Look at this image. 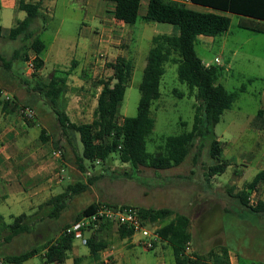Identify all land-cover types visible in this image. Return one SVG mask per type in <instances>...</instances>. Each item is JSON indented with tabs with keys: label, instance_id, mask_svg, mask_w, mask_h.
Returning a JSON list of instances; mask_svg holds the SVG:
<instances>
[{
	"label": "rangeland",
	"instance_id": "obj_1",
	"mask_svg": "<svg viewBox=\"0 0 264 264\" xmlns=\"http://www.w3.org/2000/svg\"><path fill=\"white\" fill-rule=\"evenodd\" d=\"M63 14L62 9L59 8L55 19L50 18L46 22L40 19V24L46 28L40 37L47 44L43 53L47 63L43 75L39 76L45 81H49L52 72L58 68L67 67L66 70H69L72 67L71 60L80 57L79 53L74 51L79 39V27H75L69 21H65L62 26ZM14 18V14L3 12L0 23L9 24L15 20ZM239 19L238 16H232L230 34L225 33L215 44H198L196 47L201 58L214 61L219 57L222 60L225 73L220 83L228 91L237 93L233 107L224 113L221 122L215 128L216 137L222 143V159L231 163L223 175L207 177L209 168L217 163L210 155V140L206 141L203 147H201L202 142L197 141L189 157L179 167L160 171L141 167L137 174H133L129 165L121 164L115 155L106 163H94V167L85 160L84 166L88 168L83 171L76 163L73 153L67 151V170L69 174H73L74 182L89 183L92 178L94 183L90 184L85 193L70 198L59 220L46 219V222L35 226L33 233L15 237L9 243L4 241V235H7L4 233L0 236V253L8 251L12 254H20L43 244L48 239L55 240L64 227L76 220L83 208L97 202L158 210L171 209L188 215L191 218L192 237L200 253L225 247L239 256L241 264H262L264 228L258 224V218L256 219L252 212L243 210L237 197L245 188V184L252 181L261 170L259 144H264V138L261 132L257 131V122L261 109V95L264 91V34L240 29ZM156 25L158 28L172 27L169 24ZM130 27L137 37L136 48L139 55L134 61L133 78L120 108V123L123 122V118L135 117L138 113L141 99L140 85L149 50L152 47L149 38L157 30L154 24L145 28L146 22L141 17L137 24ZM8 40L0 42V52L6 59L11 58L15 51L22 48L19 41ZM165 69L160 87L161 98L151 109V115L155 119V129L147 146L150 153L157 152L158 147L164 145V138L181 134L184 131L181 123H188L187 131L191 130L193 124L196 100L188 96L189 87L179 80L178 64L168 63ZM26 71L27 63L24 61H15L10 70L0 60V79L6 86L13 84L14 87L24 90V101L27 104L22 106L34 108L36 111L50 109L51 107L45 105L40 96L32 93L30 89L31 86H35L34 83L39 78L27 75ZM110 75L111 71L106 68L104 71L99 70V74L94 76L89 67L80 75L82 79L77 82L78 76L71 79L66 102L72 121L77 124L93 121L101 91L95 84ZM25 81H31L30 85ZM58 129V138L62 140L60 127ZM33 132L40 133V129L33 128ZM60 148L65 149L64 144ZM79 154H82V147ZM70 183L66 181L65 185L68 186ZM252 198L258 203L264 202V184L257 188ZM159 226L161 222H152L148 225V229L157 233ZM86 237H89V233ZM138 238L131 253V264H163V262L176 264L173 253L170 252L165 258L161 247L146 250L138 244ZM107 244L114 245L109 242ZM74 246L80 247L82 255H88L90 252L89 247L83 245L80 239L75 240ZM82 263L89 264L87 259ZM24 264L48 263L43 262L40 256L31 258ZM64 264H75L73 249Z\"/></svg>",
	"mask_w": 264,
	"mask_h": 264
},
{
	"label": "trees",
	"instance_id": "obj_2",
	"mask_svg": "<svg viewBox=\"0 0 264 264\" xmlns=\"http://www.w3.org/2000/svg\"><path fill=\"white\" fill-rule=\"evenodd\" d=\"M103 1L116 4L115 17L125 24L133 26L139 21L142 0ZM189 1L213 11L200 12L184 3L170 0L149 1L143 20L146 23L172 25L175 32L157 35L152 39V47L140 85L141 99L137 115L124 118L122 123L119 122L120 108L135 70L133 61L119 57L116 62L107 64V69L111 71L110 77L95 84L101 91L98 95L94 119L87 124L74 123L67 114L68 76L73 70L72 67L67 71H54L49 81H45L38 75L44 66L41 55L47 48V44L33 29L35 23L42 18L41 7L38 4L27 3L25 0L19 1V9L27 16L12 28L8 39L20 38L23 45L10 59L0 56V60L6 68L12 70L15 61L27 62L28 51L34 50L37 55L35 58L37 72L33 77L39 79L35 81L34 87L31 86L32 91L37 93L42 102L49 105L57 116L61 137L65 140L64 157H67V151H71L77 160L76 163L83 171L88 168L84 166L85 160L92 163L94 167V163H106L113 155L121 164L129 165L133 174H137L141 167L159 171L170 170L181 166L186 161L197 141L202 142L201 147H203L208 140L211 142V158L217 163L209 168L208 176H206L210 178L223 175L231 166V163L222 159V143L216 137L215 128L221 122L224 113L233 107L237 93L228 91L220 83L225 73L224 66L213 65L206 68L196 47L199 44L198 37L201 35L218 39L229 31L232 18L228 14L240 18L238 24L240 29L264 34V0ZM43 20L47 21L45 18ZM2 36L0 26V38ZM168 63L178 64V78L189 87L188 96L196 100L193 124L191 130L187 131L188 123H181L184 128L181 134L164 138V145H160L157 152L150 153L147 146L155 129V119L151 115V109L161 98V81ZM25 82L27 85L31 83V81ZM13 103V107H17L16 100L6 101L5 106L13 105ZM80 147H82V154H79ZM93 183L92 178L89 183L76 181L69 185L64 193L39 206L34 213L14 217L12 223L8 224L3 217H0V236L6 233L4 241L9 243L15 237L33 233L35 226L46 222V219L59 220L70 198L85 193ZM262 184H264V170L260 171L252 181L246 183L245 188L238 194L237 198L245 209L254 213L264 211L263 201H259L257 206L253 207L249 200ZM101 204L110 203H91L79 212L75 221L92 214ZM139 210L145 225L148 226L150 222H161V226L157 228V234L163 242L172 247L176 264H208L205 261L206 257L197 256L194 260L186 255L188 246H191L193 241L190 231L191 218L188 215L171 209L139 208ZM173 215H175L174 219L166 223V220ZM70 225L60 230L55 240L48 239L42 245L35 246L27 252L6 255L0 259H3L6 264H24L45 251L42 256L45 263L64 264L69 259V253L77 239L75 235L66 234L65 230ZM115 226L112 223H104L97 229L86 231L85 235L89 233L87 246L97 261L100 251L107 246L106 241L99 238V234ZM116 227L121 239L133 237V231L125 227ZM222 251L224 256L228 254L226 248ZM208 256L213 259V264L225 263L224 256L217 257L215 251H211Z\"/></svg>",
	"mask_w": 264,
	"mask_h": 264
},
{
	"label": "crops",
	"instance_id": "obj_3",
	"mask_svg": "<svg viewBox=\"0 0 264 264\" xmlns=\"http://www.w3.org/2000/svg\"><path fill=\"white\" fill-rule=\"evenodd\" d=\"M19 1L20 0H0L1 15L3 12L15 15V20H12L9 24L0 23L3 35L2 38H0V42L8 40L12 28L27 16L24 11L19 9ZM25 1L27 3L40 5L42 12V18L40 19H55L57 10L61 8L64 13L62 16V26L65 21H69L73 23L75 27H79V39L74 51L79 53L80 57L79 59L75 57L71 60L73 70L68 76V84L74 76L79 77L76 82L82 79L80 75L86 72V69L89 67L92 69L94 76H97L99 70L104 71L107 68V64L116 62L119 57H124L133 62L136 61L139 51L136 48L138 41L135 31L131 29L129 25L125 24V22L115 17V3L103 0ZM149 1L150 0H142L139 17L143 18L146 15ZM170 1L184 3L188 7L200 12L213 11L210 8L192 4L189 0ZM228 15L231 18L235 16L232 14ZM40 19L35 23L33 29L38 33V36L42 37L43 31L46 30V28L40 24ZM152 24H154L157 30H155L153 36L149 38L150 43L157 35L172 34L175 32L173 26L156 27L158 26L156 24L160 23H146L145 28H148V26ZM226 34H230V31ZM198 39L199 44L210 45L215 44L217 41V39L205 35L199 36ZM15 41H19L23 45L22 39L19 38ZM65 44H67V42H65ZM33 52L34 50L28 51L29 59H35L37 57L35 52L32 56ZM102 52L104 53V57L101 59L100 55ZM0 56L6 59L2 52H0ZM41 57L44 60V66L38 72V75H43L47 63L43 54ZM202 60L203 62L207 61L203 58ZM66 69L67 67L65 69L58 68V70L62 71H67ZM2 91L9 93L13 100H16L17 107L14 108V105L5 106L6 100L4 95H2ZM23 92V89L14 87L13 84L6 86L4 81L0 79V217H3L8 224L12 223L11 221H13L14 217L22 214L34 213L39 206L43 205L51 198L64 193L69 185L75 183L73 174H69L67 170V157L60 159L54 156V152L65 143L64 138L61 140L57 135V132H59V123L56 114L51 108L38 109L35 119H25L18 109L20 105L27 104L24 101L25 95ZM32 93L35 92L32 91ZM261 98L262 101L261 109L258 114L259 121L257 122V131L261 132V136L264 138V91ZM67 114L69 117L71 116L68 111ZM33 128H39L40 133H34ZM259 146L261 147L259 167L261 169L260 171H262L264 170V144H259ZM61 167L65 168L63 180L59 178ZM66 181H70L71 183L66 186ZM243 210L249 211L244 207ZM252 213L255 215L256 219L258 218V224L264 228V211ZM174 217L175 215L166 220V223L170 222ZM99 238L105 240L106 243L109 242L114 245L110 246L107 244V246L100 251L98 261L97 258L91 254V251L88 255H82L80 247L73 246L75 264H83L82 262L86 259L89 264H98V262L100 264H131V253L136 245V239H121L118 235L116 226L101 232ZM159 247H161L165 258H167L170 252L173 253L174 256L172 247L161 239L157 242L153 250ZM224 248L225 247L220 248V250H208L207 252L200 253L198 246L193 240L191 249L186 252V255L194 260L197 259V256L206 257V263L213 264L214 261L208 254L211 251H215L217 257H222L224 256L222 251ZM227 250L228 254L224 256L225 263L223 264H241L239 256L235 252L229 249ZM44 254L45 251L41 252L36 257H42ZM6 255H12V253L1 251L0 258H4ZM261 261H263L262 264H264V256L261 258ZM163 264L167 263L163 262Z\"/></svg>",
	"mask_w": 264,
	"mask_h": 264
},
{
	"label": "built area",
	"instance_id": "obj_4",
	"mask_svg": "<svg viewBox=\"0 0 264 264\" xmlns=\"http://www.w3.org/2000/svg\"><path fill=\"white\" fill-rule=\"evenodd\" d=\"M101 59L104 57V53L100 55ZM27 75L33 76L37 72L35 59H29L27 62ZM213 65L223 66L222 60L217 57L214 61H205L204 66L209 68ZM6 101L13 102V98L6 92L2 91ZM14 105V103H13ZM20 114L27 120H33L37 116V112L31 107H18ZM54 156L63 159L64 149L60 148L54 152ZM65 168L61 167L59 178L64 179ZM256 192L253 193L255 196ZM252 195V196H253ZM250 197V205L255 207L258 202ZM104 223H112L119 227H125L128 230L134 232L133 239H137L138 244L146 250H153L157 242L161 239L157 233H153L148 229L141 219L140 210L133 205H115V204H101L96 211L92 214L81 218L78 221L73 222L66 230V234L75 235L77 239L82 241V244L87 246L88 238L86 237V231L91 229H97ZM191 249L188 246L187 251ZM0 264H6L3 259H0Z\"/></svg>",
	"mask_w": 264,
	"mask_h": 264
}]
</instances>
